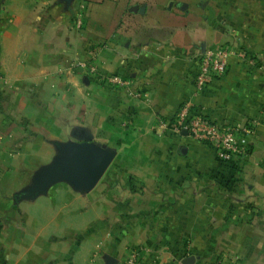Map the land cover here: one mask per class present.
Wrapping results in <instances>:
<instances>
[{
  "label": "crops",
  "instance_id": "crops-1",
  "mask_svg": "<svg viewBox=\"0 0 264 264\" xmlns=\"http://www.w3.org/2000/svg\"><path fill=\"white\" fill-rule=\"evenodd\" d=\"M231 45L256 64L233 58L195 93L201 54ZM0 74V264H120L139 246L157 264H264V0H3ZM188 102L250 124L246 154L224 166L159 126ZM84 143L112 156L95 187L25 195Z\"/></svg>",
  "mask_w": 264,
  "mask_h": 264
},
{
  "label": "built area",
  "instance_id": "built-area-1",
  "mask_svg": "<svg viewBox=\"0 0 264 264\" xmlns=\"http://www.w3.org/2000/svg\"><path fill=\"white\" fill-rule=\"evenodd\" d=\"M77 23L80 25L79 20ZM233 58L249 65L256 64L254 54L243 46L231 45L206 49L198 59V69L193 79L195 93L200 92L211 78L223 75ZM72 65L88 68L89 71L93 69L81 61ZM103 81L107 85L125 86L128 84V81L119 75L107 76ZM0 86H7V80L1 74ZM158 124L161 128H169L177 134L185 131L192 139L209 146L214 151L217 160L223 162H230L235 156L246 154L247 137L251 133L250 124H230L213 120L199 109L194 108L189 102L182 104L172 119H161ZM139 249L149 251L148 247L139 246L138 252L131 253L124 264H157L156 254L143 260L140 257Z\"/></svg>",
  "mask_w": 264,
  "mask_h": 264
},
{
  "label": "water",
  "instance_id": "water-1",
  "mask_svg": "<svg viewBox=\"0 0 264 264\" xmlns=\"http://www.w3.org/2000/svg\"><path fill=\"white\" fill-rule=\"evenodd\" d=\"M3 0H0V3ZM69 1V0H66ZM182 133H186L185 131ZM64 155L43 168L36 178L35 187L26 196H36L44 191L47 185L55 181H68L84 191L91 190L108 168L112 156L99 151L89 144L69 145L63 148ZM106 264H113L115 259L106 255ZM195 257L187 256L181 264H194Z\"/></svg>",
  "mask_w": 264,
  "mask_h": 264
},
{
  "label": "trees",
  "instance_id": "trees-1",
  "mask_svg": "<svg viewBox=\"0 0 264 264\" xmlns=\"http://www.w3.org/2000/svg\"><path fill=\"white\" fill-rule=\"evenodd\" d=\"M219 162H220V164H223L224 166H231L233 164L232 161H230V162L219 161Z\"/></svg>",
  "mask_w": 264,
  "mask_h": 264
},
{
  "label": "rangeland",
  "instance_id": "rangeland-1",
  "mask_svg": "<svg viewBox=\"0 0 264 264\" xmlns=\"http://www.w3.org/2000/svg\"><path fill=\"white\" fill-rule=\"evenodd\" d=\"M98 182H99V181H98ZM98 182H97V183H98ZM95 186H96V185H95ZM95 186H94V187H95ZM125 260H126V259L122 260L120 264H124V261H125Z\"/></svg>",
  "mask_w": 264,
  "mask_h": 264
}]
</instances>
